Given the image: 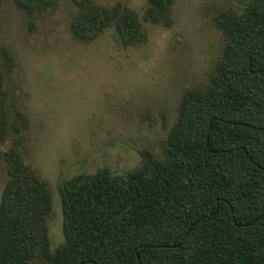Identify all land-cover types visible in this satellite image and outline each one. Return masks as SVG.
Wrapping results in <instances>:
<instances>
[{
  "label": "trees",
  "instance_id": "obj_1",
  "mask_svg": "<svg viewBox=\"0 0 264 264\" xmlns=\"http://www.w3.org/2000/svg\"><path fill=\"white\" fill-rule=\"evenodd\" d=\"M147 1L145 22L173 26L175 0ZM14 2L32 17L72 3L78 40L114 29L121 45L131 48L148 37L138 15L120 4ZM215 23L224 37L222 58L209 86L182 96L164 157L143 152V166L127 175L103 168L65 181V242L55 252L49 184L25 163L18 146L4 154L0 264H264V0H251L241 13L221 12ZM3 80L0 55L1 91ZM4 96L1 139L8 131Z\"/></svg>",
  "mask_w": 264,
  "mask_h": 264
},
{
  "label": "rangeland",
  "instance_id": "obj_2",
  "mask_svg": "<svg viewBox=\"0 0 264 264\" xmlns=\"http://www.w3.org/2000/svg\"><path fill=\"white\" fill-rule=\"evenodd\" d=\"M93 1L132 9L147 29L146 42L125 48L114 29L78 40L71 28L78 9L69 2L32 17L14 0H0V94L8 122L0 138V202L8 180L4 154L18 146L52 193V252L65 242L60 186L103 168L127 175L143 166V152L163 158L182 96L209 86L222 58L216 16L241 13L251 0H175L171 27L144 21L147 0Z\"/></svg>",
  "mask_w": 264,
  "mask_h": 264
}]
</instances>
